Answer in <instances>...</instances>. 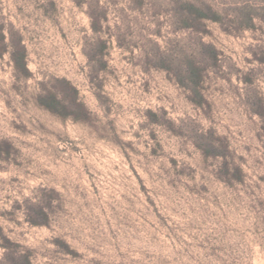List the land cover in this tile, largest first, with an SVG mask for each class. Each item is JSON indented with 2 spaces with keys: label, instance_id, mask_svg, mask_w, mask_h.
<instances>
[{
  "label": "rangeland",
  "instance_id": "1",
  "mask_svg": "<svg viewBox=\"0 0 264 264\" xmlns=\"http://www.w3.org/2000/svg\"><path fill=\"white\" fill-rule=\"evenodd\" d=\"M0 264H264V0H0Z\"/></svg>",
  "mask_w": 264,
  "mask_h": 264
},
{
  "label": "trees",
  "instance_id": "2",
  "mask_svg": "<svg viewBox=\"0 0 264 264\" xmlns=\"http://www.w3.org/2000/svg\"><path fill=\"white\" fill-rule=\"evenodd\" d=\"M189 13L191 15H193L196 19L198 20H203V19H212L213 21H219L220 20V16L219 14H215L214 17H210L208 14H206L202 9H199L197 7H195L192 4H188L187 7ZM5 51V50H3ZM13 59L14 62L16 63V67L18 69V71H26V52H25V48L22 45V42H20L19 44L16 45V53H14L13 55ZM189 79L190 82L193 83L194 87L197 88L200 85V81L202 80V75L200 70H198L194 65H190V69H189ZM43 105L52 113L58 115L60 113H62V103L61 101L57 98V97H52L49 100H46L43 102ZM80 106V105H79ZM76 120H78V118H75ZM83 121H87V120H83ZM227 170L229 171V167L227 166ZM235 176L239 177V179L242 177V171L240 169L235 170Z\"/></svg>",
  "mask_w": 264,
  "mask_h": 264
}]
</instances>
